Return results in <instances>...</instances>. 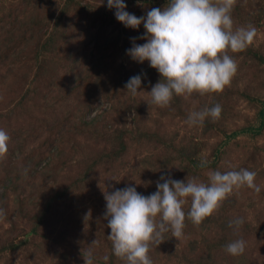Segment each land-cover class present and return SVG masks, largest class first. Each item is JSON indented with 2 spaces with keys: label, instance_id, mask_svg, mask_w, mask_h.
Instances as JSON below:
<instances>
[{
  "label": "rangeland",
  "instance_id": "obj_1",
  "mask_svg": "<svg viewBox=\"0 0 264 264\" xmlns=\"http://www.w3.org/2000/svg\"><path fill=\"white\" fill-rule=\"evenodd\" d=\"M169 1L124 0L137 17L163 10ZM115 11L107 0H0V53L6 58L0 63V129L11 138L0 160V264H85L89 250L94 264H125L108 239L105 191L131 186L148 196L161 176L207 182L209 171L241 168L257 173L259 194L242 188L203 222L201 233L186 219L182 239L168 232L149 255L153 264H195L193 257L202 252L190 241L204 237L214 245L205 249L208 259L201 255L196 264H264V0H237L233 9L234 26L251 24L257 37L244 52L231 54L239 69L217 95L225 110L216 128L186 123L213 94L174 97L169 108L152 104L149 92L160 74L148 61L121 56V43L107 50L111 60L91 62L96 34L105 31L114 44L121 42ZM131 34V40L144 37L143 24ZM141 37L136 44L147 42ZM84 40L89 44L81 51ZM49 55L61 59L51 71L40 67ZM79 55L84 75L91 76L87 86L74 70ZM136 75L142 92L133 97L125 85ZM97 117L109 127L92 133L88 122ZM238 217L244 224L237 235L228 225ZM238 238L246 250L232 256L225 247Z\"/></svg>",
  "mask_w": 264,
  "mask_h": 264
},
{
  "label": "clouds",
  "instance_id": "obj_2",
  "mask_svg": "<svg viewBox=\"0 0 264 264\" xmlns=\"http://www.w3.org/2000/svg\"><path fill=\"white\" fill-rule=\"evenodd\" d=\"M237 0H170L161 10L152 8L146 17H137L126 11L124 0H107L109 9L115 8V17L125 27L138 29L143 24L147 42L139 45L133 38V47L127 50L132 59L148 61L157 70L161 80L149 92L151 103L159 108H169L174 97L185 100L193 95L205 96L222 94L238 73L239 65L234 53L244 52L254 45L257 29L249 24L235 27L232 12ZM142 77L133 76L125 88L133 97L142 91ZM222 106L190 113V126L203 125L206 118L218 121ZM9 134L0 129V160L8 153ZM207 164L202 161L201 166ZM257 173L240 170H219L207 173V182L197 177L186 182L160 177L157 191L144 196L135 187L104 192L106 200L105 217L111 232L108 239L112 243L113 254L125 264H153L149 255L153 247H158L166 233L180 240L184 237L186 219L199 227L207 218L216 214L223 203L242 188L261 191L255 182ZM190 203L189 211L184 206ZM5 212L0 209V219ZM243 218L229 222L236 234L243 226ZM95 243V242H94ZM232 256L243 255L246 241L238 238L225 247ZM85 264H94L93 252L83 255ZM109 257L105 255L104 261Z\"/></svg>",
  "mask_w": 264,
  "mask_h": 264
},
{
  "label": "trees",
  "instance_id": "obj_3",
  "mask_svg": "<svg viewBox=\"0 0 264 264\" xmlns=\"http://www.w3.org/2000/svg\"><path fill=\"white\" fill-rule=\"evenodd\" d=\"M170 2V1H169ZM106 23H108V22H106ZM105 23V24H106ZM100 25H102V24H100ZM100 29V28H99ZM131 31H132V28H128V27H125L123 24H122V28H121V32H119V35H123L122 36V39H121V42H119L120 41V39H118L117 40V43L116 44H114V38H110V37H105L106 36V33H105V31L103 32V33H99L100 35H97L96 34V36H94L93 37V42H94V44H95V54H94V56H93V60H91V62L93 61H95V60H98V61H107V60H111V55L112 54H108V52H107V50L109 51L110 50V53H112V47H115L116 45H119L120 43V47H119V49H121V56H123V57H128V56H130V55H128L127 54V50H129L131 47V44H133V40H131V38H132V35L133 34H131ZM68 35L70 36V32L68 31ZM117 37H118V34H117ZM141 36L140 35H137V37L135 38V39H139ZM108 40V42L107 43H105L106 41ZM123 41V42H122ZM83 47L81 48V51L84 49V48H86L87 46H88V42L87 41H85L84 40V42H83ZM47 51H49V50H47ZM118 53L119 52H116V55H118ZM115 55V56H116ZM4 56H5V54H2V52L0 53V63L3 65L4 64V61L6 60V58H4ZM81 55H79V58H77L76 59V67H75V73L77 72V74H76V76H77V79L79 78L80 80H78L79 81V83L81 84V83H83V85L84 86H87L88 85V83L91 81V76H86V75H84V73H83V66H82V64H80V59H81V57H80ZM60 61H61V59H59V57H56L55 55L53 56V55H49L48 56V59L46 60V62H43V63H41L40 64V67L41 68H43V66H45V68H47L49 71H51V70H54V69H56L57 67H59L60 65H59V63H60ZM66 65V64H65ZM62 67H64V64H62ZM93 67L95 68V67H97L95 64H93ZM41 71H40V69H39V71H38V74H39V76H41ZM84 75V76H83ZM81 76H83V79H81ZM94 78V77H93ZM90 85H91V83H90ZM30 92H31V90H27L26 92H25V94L24 95H28V94H30ZM112 91H109V96L110 97H112L111 95H113L112 93H111ZM199 96V95H198ZM206 96V98H208V95H205ZM178 97V96H177ZM207 101H206V103H207V105H205V106H207L208 108H210V107H212L213 105H215V104H217V103H219L221 106H222V113H221V117H220V119L218 120V121H213L210 117L209 118H206V120H205V122H204V125H205V128H216L215 126H216V124H217V127H220V121H221V119H222V117L224 116L223 114V112H224V110H225V105L224 104H222V102H221V100L219 99V97L217 96V94H213V96H212V98L210 99V100H208V99H206ZM3 106H1L0 105V110H1V108H2ZM90 107V104H87L86 105V109L87 108H89ZM8 114V113H7ZM2 114L0 113V116H1ZM0 119H1V117H0ZM57 119H59L58 117H57ZM0 123H1V121H0ZM89 123V126L90 127H92V133H94L96 130H99L100 129V127L101 128H103V127H109V123L110 122H105V120L103 119V118H100V117H97V118H95L94 120H92L91 122H88ZM264 124V119H263V123H262V125ZM219 129H222V128H219ZM24 134H21V136L22 135H24L25 136V133L26 132H23ZM20 136V137H21ZM121 139V138H120ZM56 141V140H55ZM51 143V142H50ZM49 143V144H50ZM78 141L76 140L75 142H74V145L72 146V148H71V150H73V149H75L76 147H78ZM64 144H65V142H64ZM58 145H59V143H58ZM65 147H66V145H65ZM61 152H62V149H61ZM33 161L34 160V156H30L29 155V157H28V162H30V161ZM163 173H165V171H163ZM189 211V209L186 211V213ZM220 216H222V215H220ZM207 220V219H206ZM205 220V221H206ZM217 223V221L215 222V224ZM226 223H227V221H225V220H222V222H221V225H224V226H227L226 225ZM204 223H202L201 225H203ZM201 225L199 226V227H201ZM229 226V225H228ZM199 227H197L198 229H199V231H200V233L201 232H203V230H201ZM211 231H212V229H210ZM226 231L228 232V231H230V228L229 227H227L226 228ZM221 239H223V237L222 236H219V238H218V241H220ZM202 243L204 244V245H202ZM190 244H191V248L192 249H197L198 247H200V251L202 252V253H196V258H194L193 257V260H195V264H196V260L198 259V257H200L201 255L203 256V257H206L204 254H205V252H206V247H208V246H213L212 244H210L209 243V240L207 239V238H204L203 237V239H202V242L200 243L198 240H192V241H190ZM210 253V252H209ZM201 256V257H202ZM201 257H200V260H201ZM207 259H208V256L206 257Z\"/></svg>",
  "mask_w": 264,
  "mask_h": 264
}]
</instances>
